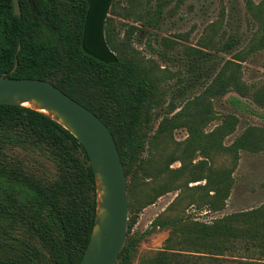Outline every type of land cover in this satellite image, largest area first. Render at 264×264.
Here are the masks:
<instances>
[{"label":"trees","instance_id":"trees-1","mask_svg":"<svg viewBox=\"0 0 264 264\" xmlns=\"http://www.w3.org/2000/svg\"><path fill=\"white\" fill-rule=\"evenodd\" d=\"M119 1L123 4L117 9ZM168 1L157 0L151 7L149 0H110L102 30L116 61L104 63L80 46L88 0H18L19 15L13 13L11 0H0V74L51 82L110 131L123 167L128 206L125 241L113 264H131L138 241L155 229L167 231L162 246L140 255L136 264H264V201L209 222L194 219L189 210L202 206L221 210L232 185V167L207 164L206 150L225 152L235 161L239 149H258L264 132L247 127L222 145L221 139L236 124L232 114L202 132L211 119L209 96L228 89L241 97L249 94L232 61L221 64L200 96L179 104L175 101L179 84L174 89L160 83L172 73L163 68L156 72L152 61L138 55L133 34L143 26L152 27ZM160 42L170 46L164 37ZM230 45L231 41L223 42L224 48ZM182 52L187 61L213 64L207 50L188 47ZM251 96L260 102L255 92ZM233 100L241 104L240 99ZM154 108H161L163 116L155 133L147 134ZM180 127L187 137L164 163L154 165L142 156L150 135H169ZM14 149L21 150V159L11 154ZM196 152L204 158L193 161ZM33 153L47 161L52 172H39L38 162L29 160ZM173 161L179 165L171 168ZM142 187L148 189L142 205L165 192H178L164 212L137 232L131 230L134 196ZM95 205L94 178L81 144L42 112L0 104V264H77ZM178 206L181 209L174 214Z\"/></svg>","mask_w":264,"mask_h":264},{"label":"rangeland","instance_id":"rangeland-1","mask_svg":"<svg viewBox=\"0 0 264 264\" xmlns=\"http://www.w3.org/2000/svg\"><path fill=\"white\" fill-rule=\"evenodd\" d=\"M156 1L149 0V6L154 7ZM122 4L119 1L117 9ZM139 29L132 36L133 46L138 55L153 62L156 72L166 69L172 73L170 79L160 83H166L174 89L179 84V96L175 98L179 104L200 96L203 87L210 82L223 62L232 61V67L239 72L249 94L241 97L228 89L222 95L209 96L207 102L211 119L201 127L203 133L213 129L226 114L234 115L237 120L231 132L221 139L222 145L230 144L247 127H255L264 132V0H169L161 5V11L152 27L143 26ZM162 37L168 39L170 46L162 45ZM224 41H231V45L224 48ZM150 47L155 50L151 51ZM188 47L207 50V57L214 59L213 64L209 62L204 66L196 59L187 61L182 50ZM177 76L181 80L177 81ZM254 92L260 102L251 96ZM233 97L240 99L241 104L233 100ZM167 98L166 95L164 104ZM162 113L161 108L153 109L147 134L155 133ZM153 134L142 156L152 159L154 165L164 163L174 147H181L187 137L184 127L172 129L169 135ZM206 153L207 164L213 167H232L233 180L224 207L218 211H209L205 206L189 209L194 219L209 222L231 212L249 210L264 201V140L256 150L239 149L235 161L225 152L217 153L214 149H207ZM11 154L21 159V150L14 149ZM203 158V154L196 152L193 161ZM29 160L38 162L39 172L42 169L52 172L50 164L36 154H31ZM178 165V161H173L169 167ZM198 182L203 183L202 180ZM147 191V188L142 187L135 193L136 216L132 231L142 232L146 229L157 215L166 210L178 192H165L151 203L142 205ZM180 209L178 206L173 213L177 214ZM166 236L165 229H155L145 234L137 243L131 264H136L140 255L160 248Z\"/></svg>","mask_w":264,"mask_h":264},{"label":"water","instance_id":"water-1","mask_svg":"<svg viewBox=\"0 0 264 264\" xmlns=\"http://www.w3.org/2000/svg\"><path fill=\"white\" fill-rule=\"evenodd\" d=\"M109 2L88 0L80 38L82 50L104 63L116 61L102 30ZM11 3L13 13L19 15L18 0ZM14 68L15 63L9 73ZM24 102L32 103L28 108L49 116L81 144L92 171L95 213L77 264H113L125 241L128 206L123 167L110 131L92 111L51 82L0 74V104L23 106Z\"/></svg>","mask_w":264,"mask_h":264},{"label":"bare ground","instance_id":"bare-ground-1","mask_svg":"<svg viewBox=\"0 0 264 264\" xmlns=\"http://www.w3.org/2000/svg\"><path fill=\"white\" fill-rule=\"evenodd\" d=\"M22 105L26 106V107H31V108L33 107V104L30 102H24V103H22ZM43 111H45V110H43Z\"/></svg>","mask_w":264,"mask_h":264}]
</instances>
